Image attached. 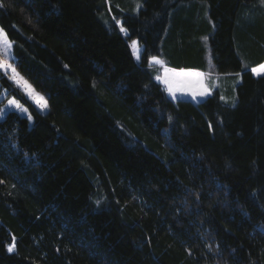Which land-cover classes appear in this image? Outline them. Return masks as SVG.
Instances as JSON below:
<instances>
[{"label":"trees","instance_id":"obj_1","mask_svg":"<svg viewBox=\"0 0 264 264\" xmlns=\"http://www.w3.org/2000/svg\"><path fill=\"white\" fill-rule=\"evenodd\" d=\"M116 2L0 8L17 72L47 101L39 112L0 72L31 116L0 118V264H264V214L241 204L245 177L221 173L177 129L179 111L148 65L207 72L209 55L212 73L230 77L207 102L253 144L256 201L264 74L250 69L264 61L261 0Z\"/></svg>","mask_w":264,"mask_h":264},{"label":"rangeland","instance_id":"obj_2","mask_svg":"<svg viewBox=\"0 0 264 264\" xmlns=\"http://www.w3.org/2000/svg\"><path fill=\"white\" fill-rule=\"evenodd\" d=\"M107 2H116V0H107ZM262 5L264 6V4ZM117 24L119 26V30L121 31L120 21H117ZM121 32L126 34L125 31ZM133 42H135V46H133ZM130 48L134 59L139 62L142 46H140L138 42L134 40L130 43ZM137 57H139V59ZM153 58L154 57L150 58L148 63H150V65H152L158 71L155 78L156 81L159 82L163 87L167 96L177 104L176 107H178L177 109L179 111L176 119L177 129L191 141L199 143L205 156L209 158V160L221 173H234L244 176L245 183L239 194L241 204L246 210L250 211L255 216L263 215L264 190H262L256 201H252L249 194L250 189H252L254 186V182L251 177V169L254 162L253 144L236 140L234 135L224 127L218 115L208 104L206 99L216 88H221L222 91H226V85H223L224 82L208 78L204 87L209 89V94L203 96L197 95L195 99L193 98L191 89H178L175 91L174 95L170 94L167 85L163 82L165 77V69L163 70L159 63L154 62V64H151V61H153L151 59ZM0 60L12 63L14 66L12 48L9 49L7 54H5L3 47H0ZM156 60H159V58H156ZM210 69H212V67H210ZM0 72L7 79L8 76L11 75L10 70L7 74L3 73L2 71ZM157 77L160 79H157ZM8 80L11 81L10 79ZM23 80L27 81L24 78ZM11 82L35 106L39 112L46 111V108L42 109L34 102L33 97L26 95L23 86H17L13 81ZM27 83L29 84L28 81ZM32 89L34 90L33 87ZM34 95L43 97L46 100L43 94L35 90ZM221 97H224V99H221ZM221 97V101L225 102L226 98L224 93L221 95ZM13 98L16 99L12 95H9L8 91L5 88H2L0 84V109H4V115L8 111L13 110L22 116L28 117L27 112H23L14 106L8 105V101ZM18 103L22 106V108H25V106L20 101H18ZM3 116H0V118ZM210 124L211 127H209Z\"/></svg>","mask_w":264,"mask_h":264},{"label":"snow or ice","instance_id":"obj_3","mask_svg":"<svg viewBox=\"0 0 264 264\" xmlns=\"http://www.w3.org/2000/svg\"><path fill=\"white\" fill-rule=\"evenodd\" d=\"M261 4H264V0H261ZM4 7H5L4 0H0V8H4ZM121 31H126V29L121 27ZM133 46H135V42H133ZM0 47H3L5 54H7L9 49L13 47V42L8 39V35L3 27H0ZM137 58L139 59V57ZM153 61L155 63H162L161 61L156 60L155 57L153 58ZM9 70L11 71V75L8 76V79L13 81L17 86H23L26 95L29 97H33L34 102L40 108L42 109L47 108V101L43 97L34 95V90L32 89L31 85L28 84L27 81L23 80V77L20 76V74L17 72L13 64L4 60H0V71L7 74ZM251 71L257 76L264 74V64H260L258 67L252 68ZM157 79L160 78L157 77ZM163 82L167 85L170 94L173 95L175 91L178 89L181 90L191 89L194 99L197 95L203 96L207 94V90L204 87V73L201 72H191V71L186 72L183 69L177 72L174 69H166ZM221 99H224V97H221ZM8 105L14 106L15 108L23 112H27V108H22V106L14 98L8 101ZM3 115H4V109H0V116ZM28 119L31 120L30 115L28 116ZM209 127H211V124L209 125ZM0 183H3V181H0ZM197 199H199L198 195H197ZM13 247L14 245L10 244L8 247V251L9 252L13 251Z\"/></svg>","mask_w":264,"mask_h":264},{"label":"crops","instance_id":"obj_4","mask_svg":"<svg viewBox=\"0 0 264 264\" xmlns=\"http://www.w3.org/2000/svg\"><path fill=\"white\" fill-rule=\"evenodd\" d=\"M205 39L206 38H204V41H205ZM151 60H153V59H151ZM159 61H161L162 63H159V65H160V67L164 70H166V69H174V70H176L177 72H179L181 69H183L184 71H191V72H201V73H204V85H205V82L207 81V79L208 78H211V79H216V80H220L221 82H224L225 81V79H227V78H230V77H228V76H218V75H215V74H213L212 73V69H209V71H207V72H203V71H201V70H196V69H191V68H171V67H169V66H167L166 64H165V62L162 60V59H159ZM207 61H208V64H209V66L210 67H212V64H211V61H210V57H209V55L207 56ZM153 62V63H152ZM149 64V66H151V67H153L152 65H150V63H148ZM151 64H154V61H151ZM261 64H264V61L261 63ZM260 65V64H259ZM259 65H257V66H254V67H258ZM254 67H252V68H254ZM251 68V69H252ZM250 69V70H251ZM252 72V71H251ZM252 74L253 75H255V76H257L256 74H254L253 72H252ZM235 82L236 83H238L239 82V80H240V78H239V75H235ZM207 83V82H206ZM205 89L207 90V94H209V89L207 88V87H205ZM206 94V95H207ZM207 99V98H206ZM172 100V99H171ZM173 101V100H172ZM174 102V101H173ZM175 103V105L177 106V104H176V102H174ZM178 108V107H177ZM213 109V108H212ZM212 109H210V110H212Z\"/></svg>","mask_w":264,"mask_h":264}]
</instances>
